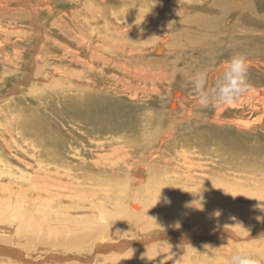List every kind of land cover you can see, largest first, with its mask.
<instances>
[{"label":"rangeland","instance_id":"obj_1","mask_svg":"<svg viewBox=\"0 0 264 264\" xmlns=\"http://www.w3.org/2000/svg\"><path fill=\"white\" fill-rule=\"evenodd\" d=\"M87 1L91 5L99 3L98 0H81L82 3ZM185 1L189 2L190 0ZM237 1L238 3L236 0L233 1L234 5L236 2L234 9L227 11L228 9L223 7L229 13L224 16L222 23L226 28H232L229 35L224 38L225 42L222 41L224 44L218 48L216 47L217 49L214 48L211 52H205L190 45L188 47L183 45H179L180 47L176 46L170 53L171 57L168 58L171 61V67H169L168 71L170 76L163 81L162 86H157V94L147 93L144 97L135 101L124 99L123 109L127 112L129 111V116L133 115L134 112L138 119L145 117L149 121V124L136 134L137 138L131 137L132 135L129 133L128 136H124L127 144L131 147L128 152L131 153L134 150L132 145L136 142L140 146L146 143L151 147L156 146L150 133H156L155 128L163 127V132H160L161 135L168 134L170 131H173L175 136L178 135L174 143L176 148L174 150L167 149V159L174 161L172 164L176 171L173 172L166 169V165L162 161L160 162V159L158 160L159 153L155 152L150 155L149 159L145 160L143 163L144 167L138 174H136L135 170L139 167V163L135 160L139 158L140 154L137 152H133L132 155L136 157L132 161H128L130 168L126 166L127 161L120 159L121 155L102 160L101 163H93L94 159L92 158V162L88 160L87 163L76 159L73 161V166L79 168L78 172L86 173L87 170L94 169L96 174H84L82 177H73L72 179L70 177L68 179L52 177L50 180L32 181L33 201H38L40 198L44 199L34 211L36 213L34 214V223L37 225V229L47 225L46 227H49V230L47 232L42 231L44 233L42 235H35V240L29 242L24 240L28 235L26 237L25 233H16L17 229L7 223V225L0 227V237L5 236L7 238L6 240L0 239V244L2 243L6 248L12 247L22 251L23 257L35 262V264H229L232 255L236 252L249 253L264 261V237H252L250 240L240 235L241 239L239 241L234 243L227 242L229 239L221 230H228L229 234L234 236L235 233L231 231L232 229L236 230L234 223H232L234 226L222 221L216 222V224L207 223L203 220L190 219L188 216H182L179 220L176 221L175 219L171 222L166 220L157 222L147 219L150 212L153 213L155 211L158 216L160 215V210L163 213L164 205L166 204H164L165 196L164 200H162L163 191L161 186L162 188L166 186L164 188L165 194L171 193L169 196L170 201L173 203L175 201L178 202L179 198L177 196L181 192L183 194L180 195L183 198L180 200L185 203L186 200L183 202L184 197L187 196L186 191H184L185 188L195 190L197 187L207 185L210 189L217 191L215 195H221L218 198L220 206H228L230 204L226 200L224 192H226V189L232 190L231 200L234 201V215L242 219L246 229H252L264 222V219L258 217L256 219L254 216L251 219L249 217L253 210L259 211L260 215L264 214V208L258 207V205H264V165L252 160L248 166L231 164L229 162L230 155L227 153L224 154L220 161L219 156L216 157L213 153L201 150L202 143L205 148L214 151V145L211 143L213 139L197 143L199 149L196 147L197 145L190 144V153L184 154V157L178 156L177 160L174 157L177 151L182 152L185 149V142L189 141L190 138L198 137L199 140H203L205 137L214 138L215 134H219L225 140L231 139V145L240 148L242 151L247 148L249 152H253L256 148H264V6L260 7L264 0H243V3H241V0ZM76 2L75 0H29V5L39 7V10L44 8L46 3L53 7L50 15L47 10L41 11L40 22H42V26L39 30L40 36L34 23L31 22L29 11H26L27 9L23 6V10L25 9L23 15L26 20L23 18L21 25L25 30H28H26L28 34L34 33V35L29 39V42L24 38L26 42L19 46L14 45V41L18 39L16 36L9 39L10 41L7 40L11 42L9 45H6V41L5 43L1 41V44L5 46L8 53L11 54V51H13V56L14 51L22 52L28 61L29 55L35 54L37 48L44 42L42 39L44 36L42 35H51L54 38L55 35L60 36L62 34L58 27L53 26V21L59 15H65L66 12L75 13L80 5V3ZM105 2L107 11L115 10L118 13H128L134 9L140 10V8L147 6L146 0H105ZM148 3L151 4V1L148 0ZM240 5L245 8L249 19H251L249 24L243 25L240 22V13L237 11ZM56 29L59 31L57 32ZM215 38L211 37V39L196 43L199 45L202 43L203 45L204 42L211 46L214 44ZM237 54L244 55L247 58V79L251 86V91L242 95L237 102L230 105H223L219 108L201 107L197 103V97L192 89L191 81L195 73L199 71L207 72V88L210 90L222 76L227 62ZM13 62H15L14 59ZM161 63L164 64V62ZM23 69L12 74H0V111L10 105L13 106L23 99L21 94L24 89L20 88L18 81L25 80L30 70L27 67ZM144 84L150 88L153 85L149 81ZM30 85L31 82L28 87ZM27 95L28 106L32 96L37 100L40 99L36 94L29 93V89H27ZM38 105H41V103L39 102ZM63 106L60 104L62 109H66L64 104ZM68 117H65V122L53 121L57 125L56 130L60 134L58 135L62 139H68V130L72 126L68 122ZM137 125L143 127L141 121ZM78 130L81 129L78 128ZM78 130L76 135L80 137V133H83V130L80 132ZM32 138L33 135L30 137L31 156L37 151L31 147ZM140 138L143 139L141 144L139 142ZM168 138L167 136L164 140ZM89 139L94 144L98 143L93 140V137H89ZM69 143H72V141H69ZM80 147L76 146V149ZM39 148L37 147L36 149L39 150ZM105 151L100 153L104 154ZM14 152L7 154L10 157H3L4 162L12 164L10 158L12 160L19 158L16 155L15 148ZM20 153L23 154L24 152L20 150ZM258 158L264 160V150H261L256 155L257 160ZM242 161L244 160L242 159ZM34 164L36 165L37 161H34ZM154 170L157 174L152 173ZM147 181H151L152 184ZM158 185L161 186L158 187ZM4 197V195H0V199ZM194 200L196 198L191 201ZM203 204L205 203L203 202ZM135 205L139 206V210L134 209ZM207 206L203 205V210H199V212L206 211ZM197 207H202V205L199 203ZM186 209L189 212L197 211L195 208ZM219 209L220 207L211 209V211L213 213L214 211H219ZM41 214L47 215V217H42V220H40L44 226L37 222ZM82 216L83 219H81ZM222 217H226V213L223 212ZM91 220L97 221L98 227L94 230L89 229V226L93 223ZM71 221L76 222L73 223ZM176 222L187 224L193 230V233L183 230L181 225L179 228L175 227ZM209 226L210 228H208ZM12 228L16 230L12 232ZM158 231H167L177 236L180 235L179 238L184 239V241L177 242L176 239L170 238L169 240V237L164 236L161 239L178 243L174 246L175 251L165 255L168 251L166 250L162 252V256L154 258L147 256L146 259L144 258L147 261L143 259L140 263L134 262L136 258L134 257L135 254L131 252V249H133L131 246L125 247L121 251L117 246L116 249H109L108 253L106 255L103 254V256L95 253L101 242L119 245L122 241L132 239V242L137 243L135 240L140 241L143 238L153 239V237L158 235ZM210 231L214 232L213 236L209 234ZM2 232L6 233V235L2 234ZM17 236L20 238H17ZM189 236L192 238V243L185 242ZM195 237L206 239L194 240L193 238ZM154 239L158 240V238ZM161 243L153 244L152 248L155 250ZM150 244L151 242L136 246L149 247ZM96 245L98 247L95 248ZM203 245H207V248H204ZM174 253L176 255L171 256ZM0 255L6 257L9 254H5V256L1 253ZM172 257L177 258L174 259ZM7 258L9 262L26 264L25 261L19 259L16 255H11ZM163 258L166 259L165 262H162Z\"/></svg>","mask_w":264,"mask_h":264},{"label":"bare ground","instance_id":"obj_2","mask_svg":"<svg viewBox=\"0 0 264 264\" xmlns=\"http://www.w3.org/2000/svg\"><path fill=\"white\" fill-rule=\"evenodd\" d=\"M75 1L80 3L79 9L75 13L66 12L65 15H59L53 21V26L58 27L62 34L60 36L55 35L54 38L51 35H42L44 36H41L44 40L42 46L37 48L35 54L29 55L27 61L22 52L14 51V56L13 51L11 54L8 53L1 41L4 43L6 41V45H9L11 43L9 39L16 36L18 39L14 41L15 46L21 45L26 42L25 40L29 42L34 33L28 34L27 29L25 30L21 25L24 18L23 11L25 9L29 11L31 22L34 23L39 32L42 26V22H40L41 11L47 10L50 15L53 7L49 6V3H43L44 8L39 10V7L30 6L29 0H0V74H12L18 70L22 71L26 67L30 69L27 75L28 79L26 77L25 80L18 81L20 88L24 89L21 94L23 99L0 111V195L6 197L0 199V227L10 223L11 227L17 229L12 228V232L16 230L18 234L25 233V236L28 235V237L24 240L29 242L35 240V235H42L44 234L42 231L47 232L49 230L47 225L44 226L40 222L42 217H47V215L41 214L37 219V222L44 226L43 228L37 229V225L34 223V214H36L34 211L44 199L40 198L38 201H33L32 181L50 180L52 177L56 179H68L70 177L72 179L73 177H82L84 174H96L94 169L87 170L86 173L78 172L79 168L73 166V161L76 159L86 163L88 160L94 159L95 162L93 160V163H101L102 160L121 155L120 159L127 161L126 166H128V161H132L136 157L132 153L137 152L140 154L139 158L135 160L139 163V167L135 170L138 174L144 167L145 160L149 159L150 155L155 152L159 153L158 160L160 159L159 161L166 165V169L176 171L172 164L174 161L167 159V149L174 150L176 148L174 143L178 135L175 136L173 131L161 135L160 132H163V127L155 128L156 133H150L156 146L151 147L147 143L140 146L136 142L132 145L134 150L131 153L128 152L131 147L127 144L124 136H128L129 133L132 135L131 137L137 138L136 134L148 125L149 121L145 117L138 119L134 112L133 115L129 116V111L123 109L124 102L125 100L135 101L147 93L157 94V86H162L163 81L170 76L168 71L171 67V61L168 58L171 57L170 53L176 46L188 47L190 45L202 51L211 52L214 48L224 44L222 41L229 35L232 28H226L222 21L224 16L229 13L227 11L234 9L236 2L238 3L237 0L235 5L234 0H190L189 2L185 0H149L151 1L149 4L146 0L147 6L140 8V10L134 9L128 13H118L115 10L107 11L105 0H98L99 3L93 5L89 1H87L89 4L87 2L82 3L81 0ZM23 6L25 7L24 10ZM223 7L228 10L226 11ZM237 11L240 13V15L238 13L240 22L243 25L249 24L251 19H249L245 8L240 5ZM35 35L40 36V32L38 35L35 33ZM211 37H216L213 45L210 46L204 42L203 45L202 43L198 44L203 40L211 39ZM4 76L6 77V75ZM147 81L153 84L151 88L147 87L148 85L145 86L144 83ZM30 82L31 85L28 87ZM27 89H29V93H34L40 98L37 100L32 96L29 106ZM149 101L151 100L149 99ZM39 102L41 105H38ZM60 104L62 106L64 104L66 109H62ZM65 117L69 118L68 122L72 125H69L68 139H62L59 136L60 134L56 130L57 125L53 123V121L65 122ZM139 121L143 123V127L137 125ZM78 128L83 130L80 137L76 135ZM59 129L61 128L59 127ZM32 135L31 147L33 150H37V153L35 152L31 156L30 137ZM167 136L169 138L164 140ZM89 137H93V140L98 143L94 144ZM209 139H213L211 143L214 145V151L208 150L201 143ZM142 140V138L139 139L140 144ZM197 143H201L203 152L213 153L216 157L219 156L220 161L227 153L230 155L229 162L231 164L248 166L252 160L264 165V160L256 159V155L264 148H256L253 152H249L247 148V150L242 151L240 148L231 145V139L225 140L219 134H215L214 138L205 137L203 140H199L198 137L190 138L189 141L185 142V149L175 153V159L190 153V144L197 145ZM75 145L81 147L76 149ZM37 147H40V152L36 149ZM196 147L199 149L198 145ZM14 148L19 158H14V160L10 158L12 164H7L3 157H10L7 154L13 153ZM20 150L24 153H20ZM104 150H106L104 154H101L100 152ZM34 161H37L36 168ZM152 173L157 174L155 170ZM147 182L152 184L151 181ZM160 186L158 185V187ZM164 188L166 186L163 188L161 186L163 191V199H161L164 200L165 196L169 200L171 193L165 194ZM184 191H186L187 196L184 197L183 202L184 200L189 202L195 198L198 200L200 195H203V202L205 203L203 205H208L206 211L189 212L184 207L186 202L182 203L180 200L183 198L180 195L183 193L180 192L177 196L178 202L173 203L170 200V203L163 202L166 204L163 209L164 215L162 210H160L159 216L153 211V213L150 212L147 219L157 222L164 220L171 222L175 219L176 221L179 220L182 216H188L190 219L203 220L207 223L227 222L231 226L235 225L236 230H231L235 235L229 234L228 230H221V232L226 234L229 239L227 242L233 243L241 239L240 235L250 240L252 237H264L263 221L252 229H246L242 219L234 215L235 207L234 201L231 200V189H226L228 194L224 192L226 200L230 202L228 206H220L218 198L221 195H215L217 191L215 192L207 185L197 187L195 190L185 188ZM199 203L197 201L195 206ZM219 207V217H212L210 215L212 214L211 209ZM134 209L139 210V206L135 205ZM223 212L226 213V217H222ZM263 215H260L259 211L253 210L249 217L251 219L253 216L256 219L257 217L264 219ZM91 221L93 223L89 229L94 230L98 227L97 221ZM180 225L183 230L193 233L187 224L180 222ZM164 233H168V236L165 237H169V240L173 238L177 242L184 241V239L179 238L180 235L177 236L167 231H158L157 236ZM2 234L6 235L4 232ZM209 234L213 236L214 232L210 231ZM17 238L20 237L17 236ZM0 239L6 240L7 238L2 236ZM193 239L203 240L206 238L195 237ZM131 240L122 241L119 245L101 242L100 247L95 246V248L98 247L95 253L103 256V254L108 253L109 249H116L117 246L120 251L131 246L133 248L131 252L135 254L134 257L136 258L134 262L140 263L147 256L152 258L162 256V252L166 250L168 251L165 255H169L170 252L175 251V244H178L176 241L163 239H158V241L155 239L156 242H151L149 247H142L141 245L144 243L150 242L149 238H143L140 241L135 240L137 243ZM185 242L192 243L193 241L189 236ZM156 243L161 244L154 250L152 246ZM138 244H141L139 245L141 247L136 246ZM203 247L207 248L205 245ZM153 251L157 252L153 253ZM1 253L3 255L9 254L8 256L16 255L26 264H35V262L25 259L22 251L12 247L6 248L2 243L0 244ZM175 255L176 253L171 254V256ZM8 256L2 257L0 255V264H21L9 262ZM172 258L176 259L177 257ZM156 260L158 261V259ZM165 260L163 258L162 262ZM158 263L160 262L158 261Z\"/></svg>","mask_w":264,"mask_h":264},{"label":"clouds","instance_id":"obj_3","mask_svg":"<svg viewBox=\"0 0 264 264\" xmlns=\"http://www.w3.org/2000/svg\"><path fill=\"white\" fill-rule=\"evenodd\" d=\"M241 3H243V0H241ZM247 72V58L244 55L237 54L227 62L222 76L210 90L207 88V72L199 71L195 73L191 83L193 92L197 97V103L203 108H219L223 105H230L237 102L242 95L251 91V86L247 79ZM197 201L200 202L202 207L195 206ZM203 201L204 197L200 195L198 200L186 202L184 207L203 210ZM165 203H170V201L165 198ZM258 207L264 208V205H258ZM210 215L212 217H219L220 212L217 210ZM174 226L179 228L180 223L176 222ZM229 264H264V261L249 253L236 252L232 255Z\"/></svg>","mask_w":264,"mask_h":264},{"label":"water","instance_id":"obj_4","mask_svg":"<svg viewBox=\"0 0 264 264\" xmlns=\"http://www.w3.org/2000/svg\"><path fill=\"white\" fill-rule=\"evenodd\" d=\"M165 234V235H164ZM164 234H161V236H155V237H153V239H150V242H153V241H155V239L154 238H158V239H161V238H164V236H168V233H164ZM155 235H157V234H155ZM157 240V239H156ZM149 242V243H150ZM11 249V248H10Z\"/></svg>","mask_w":264,"mask_h":264},{"label":"crops","instance_id":"obj_5","mask_svg":"<svg viewBox=\"0 0 264 264\" xmlns=\"http://www.w3.org/2000/svg\"><path fill=\"white\" fill-rule=\"evenodd\" d=\"M258 3H260V2H258ZM262 6H264V1H263V4H260V7H262Z\"/></svg>","mask_w":264,"mask_h":264}]
</instances>
